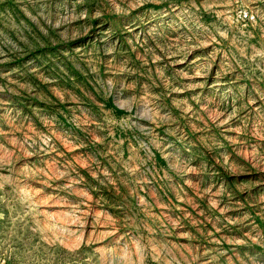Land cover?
<instances>
[{"label": "rangeland", "instance_id": "obj_1", "mask_svg": "<svg viewBox=\"0 0 264 264\" xmlns=\"http://www.w3.org/2000/svg\"><path fill=\"white\" fill-rule=\"evenodd\" d=\"M0 264H264V0H0Z\"/></svg>", "mask_w": 264, "mask_h": 264}, {"label": "built area", "instance_id": "obj_2", "mask_svg": "<svg viewBox=\"0 0 264 264\" xmlns=\"http://www.w3.org/2000/svg\"><path fill=\"white\" fill-rule=\"evenodd\" d=\"M245 16H247V17L250 16L248 11L245 12Z\"/></svg>", "mask_w": 264, "mask_h": 264}]
</instances>
